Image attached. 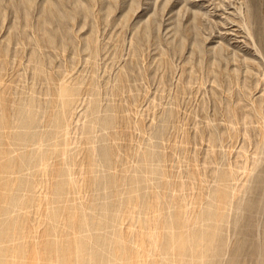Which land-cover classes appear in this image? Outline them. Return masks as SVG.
Instances as JSON below:
<instances>
[{
	"label": "rangeland",
	"instance_id": "rangeland-1",
	"mask_svg": "<svg viewBox=\"0 0 264 264\" xmlns=\"http://www.w3.org/2000/svg\"><path fill=\"white\" fill-rule=\"evenodd\" d=\"M256 48L264 0H0V264L264 262Z\"/></svg>",
	"mask_w": 264,
	"mask_h": 264
},
{
	"label": "bare ground",
	"instance_id": "bare-ground-1",
	"mask_svg": "<svg viewBox=\"0 0 264 264\" xmlns=\"http://www.w3.org/2000/svg\"><path fill=\"white\" fill-rule=\"evenodd\" d=\"M249 17H250V20H251V23L253 24V18H252V16L251 15H249ZM252 37V36H251ZM257 49V48H256ZM257 52L258 53H260V55L262 56V58H264V56H263V54L257 49ZM12 114V113H11ZM12 119V118H11ZM39 146V145H38ZM262 150V149H261ZM248 207L250 208V209H254V208H256V205H255V203H250L249 205H248ZM259 230V229H258ZM150 237H151V235H150ZM239 247L240 246H237V248L235 249V251H234V254H233V256L231 257V259H230V262H229V264H241V263H239V261L237 260L238 259V251H239ZM261 248V247H260ZM261 253V252H260ZM251 255V254H250ZM202 258V257H201ZM212 258H214L215 259V256H213ZM226 258V257H225ZM259 262V261H258ZM258 264H264V262L262 261V262H259Z\"/></svg>",
	"mask_w": 264,
	"mask_h": 264
}]
</instances>
